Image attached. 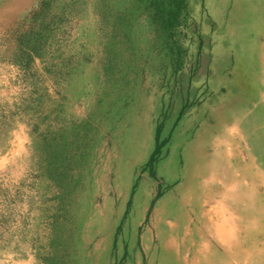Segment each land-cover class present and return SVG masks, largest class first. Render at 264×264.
I'll use <instances>...</instances> for the list:
<instances>
[{"label":"rangeland","instance_id":"1","mask_svg":"<svg viewBox=\"0 0 264 264\" xmlns=\"http://www.w3.org/2000/svg\"><path fill=\"white\" fill-rule=\"evenodd\" d=\"M204 3L202 13L201 0L191 1L205 37L200 66L191 77L197 44L188 36L187 61L175 85L158 50L156 58L144 52L149 38L143 28L127 79L121 80L123 72L119 82L103 78L107 29L99 7L104 0H0V264H49L46 259L53 258L58 264H180L215 254L218 264H264V0ZM48 26L44 60L36 58L29 68L16 64L21 39ZM32 96L42 103V121L31 115L25 116L28 123L9 117ZM185 99L189 106L179 119ZM101 100L106 113H97L98 141L92 142L85 167L76 169L80 178L69 212H57L55 189L37 165L31 125L39 121L43 130L60 126L69 131L97 111ZM163 123L161 139L169 142L152 175L147 165L157 126ZM198 146L218 177L207 184L202 209L192 202L182 208L190 224L173 235L177 221L164 217L163 210L178 205L187 193V158L199 153ZM56 212L63 233L52 247ZM212 217L215 223H228L224 231H235L241 245L216 237ZM206 225L208 238L200 240L198 230Z\"/></svg>","mask_w":264,"mask_h":264},{"label":"trees","instance_id":"2","mask_svg":"<svg viewBox=\"0 0 264 264\" xmlns=\"http://www.w3.org/2000/svg\"><path fill=\"white\" fill-rule=\"evenodd\" d=\"M191 1L104 0L102 7H99L102 26L107 29L103 49L104 56L101 59L103 78L109 82L110 80L119 82L120 78L121 80L127 79L131 70H134L139 49L140 28L148 31L147 50L144 51L147 52V57L156 58V50H158L161 60L167 63L166 66L172 70L169 80L175 78V85L178 84L180 73L184 70L187 61L188 47L185 45V40L190 36L191 44H197L196 60L192 67L193 70H191L193 72L191 77H193L200 66L205 47V37L201 20L198 21L192 13ZM201 2L203 5L201 12L203 13L205 3L204 0ZM50 28L48 26L45 30L37 31L30 37L28 35L23 37L20 41V54L16 56L17 59H14V62L24 68H29L36 58L44 60V51L47 50L50 39ZM46 36L48 37L45 39ZM61 62V65H65L66 60L63 59ZM48 69L50 68L48 67ZM119 72H123V74L117 78ZM102 102L103 100L99 101L97 111L72 125L70 132L60 126L41 129L42 123L40 124L39 121L43 120L44 110L40 109L41 101L33 96L23 99L22 103L16 105L14 112L9 116L11 118L14 115L20 116L21 120L25 119V123H28L25 116L31 115L35 120L40 119L35 125H31L33 131L30 132V135L33 137L36 147L40 174L55 189L54 199L57 203V212L65 210L68 213L67 207L72 205L76 197L78 179L80 178L76 169L85 167L91 144L92 142L96 144L98 141V126L101 121L99 124L96 123L97 113L100 116H104L106 113L105 107L101 105ZM35 106L39 110L34 108ZM188 106V99H185L179 119L183 117ZM51 111V113H59L58 109ZM37 113H40L41 117H37ZM5 117L3 123L7 124L8 116ZM54 119L57 120L58 118L55 117ZM164 127L165 124L163 123L158 125L156 129L155 148L147 165L152 175H155V166L163 148L169 142V138L161 139ZM57 212L53 215V236L49 240L52 247L60 242L59 238L63 233ZM46 260L49 264H58L54 258Z\"/></svg>","mask_w":264,"mask_h":264},{"label":"bare ground","instance_id":"3","mask_svg":"<svg viewBox=\"0 0 264 264\" xmlns=\"http://www.w3.org/2000/svg\"><path fill=\"white\" fill-rule=\"evenodd\" d=\"M240 26V25H239ZM225 29V28H224ZM223 29V30H224ZM241 29V28H240ZM222 30V29H221ZM222 30V31H223ZM225 31V30H224ZM244 32V31H243ZM220 33V32H219ZM260 41H261V39H260ZM264 41V40H263ZM228 42V41H227ZM219 43V42H218ZM223 44V43H222ZM219 45V44H218ZM244 46H245V44H244ZM263 46H264V44H263ZM264 49V48H263ZM244 52V51H243ZM242 57V56H241ZM263 60V59H262ZM239 61H241V59L239 60ZM260 61V60H259ZM230 63V62H229ZM251 63V62H250ZM253 64V63H252ZM244 65V64H243ZM209 66V65H208ZM226 66V65H225ZM231 66H233V65H231ZM240 66H242V65H240ZM227 67V66H226ZM237 68H238V66H236ZM243 67H245V65L243 66ZM231 68V67H230ZM247 69H248V67H246ZM262 68V67H261ZM224 69V68H223ZM223 69H221L222 71H223ZM252 69H254V68H252ZM237 70V69H236ZM239 70V69H238ZM251 70V69H250ZM240 71V70H239ZM207 72V71H206ZM220 72V71H219ZM232 72V71H231ZM253 72V71H252ZM224 73V72H223ZM239 73V72H238ZM241 73V72H240ZM260 73V72H259ZM262 73V72H261ZM235 75V74H234ZM262 75V74H261ZM207 76V75H206ZM261 78V77H260ZM222 79V78H221ZM232 79V78H231ZM254 79V78H253ZM257 79V78H256ZM206 80V79H205ZM208 80V79H207ZM235 80V79H234ZM212 81V80H211ZM223 82V81H222ZM234 83V82H233ZM203 84V83H202ZM208 84H209V82H208ZM216 84V83H215ZM235 84H238V82L237 83H235ZM227 85V84H226ZM233 85V84H232ZM214 86V85H213ZM231 86V85H230ZM240 86V85H239ZM242 86V85H241ZM201 87V86H200ZM203 87V86H202ZM201 87V88H202ZM232 87V86H231ZM220 88V87H219ZM218 88V89H219ZM233 88V87H232ZM235 88V87H234ZM225 89V88H224ZM234 90V89H233ZM218 91H220V90H218ZM245 91V90H244ZM250 91V90H249ZM215 92V91H214ZM222 92V91H221ZM220 92V93H221ZM247 92V91H246ZM245 92V93H246ZM209 93V92H208ZM224 93V92H223ZM218 94V93H217ZM250 94V93H249ZM213 95V94H212ZM252 95V94H251ZM250 95V96H251ZM204 101V100H203ZM196 112V111H195ZM205 112H207V110L205 111ZM198 113V112H197ZM196 114V113H195ZM201 114V113H200ZM226 114H229V112L228 113H226ZM199 115V114H198ZM197 115V116H198ZM202 117V116H201ZM206 118H207V116H206ZM211 118V117H210ZM233 118V117H232ZM202 119H203V117H202ZM211 121V120H210ZM209 121V122H210ZM192 122H193V120H192ZM214 122V121H213ZM213 122H212V124H213ZM223 122V121H222ZM205 123V122H204ZM196 124V123H195ZM224 124V123H223ZM179 126V125H178ZM186 126V125H185ZM194 126V125H193ZM198 127V126H197ZM205 127V126H204ZM188 127H186V129H187ZM182 129V128H181ZM197 129V128H196ZM189 129H187V131H188ZM180 131V130H179ZM191 131V130H190ZM211 132V131H210ZM210 132H208V133H210ZM178 133V132H177ZM184 133V132H183ZM194 133V132H193ZM184 135V134H183ZM178 136V135H177ZM204 136V135H203ZM183 137V136H182ZM153 138V137H152ZM186 138V137H185ZM188 138V137H187ZM186 138V139H187ZM199 138V137H198ZM182 138H180V140H181ZM178 140V139H177ZM190 140V139H189ZM206 140V139H205ZM202 141V140H201ZM207 141V140H206ZM206 141H204V144H205V142ZM179 142V141H178ZM188 142V141H187ZM213 142V141H212ZM180 143V142H179ZM209 143V142H208ZM210 143H211V141H210ZM185 145H186V143H185ZM202 145V144H201ZM200 145V146H201ZM213 145V144H212ZM179 146V145H178ZM182 146V145H181ZM200 146H198V152L199 153H196L195 154V157L194 158H191V157H188L187 158V166H186V170H185V173H184V176H186V185H187V193L184 195V196H182V198H180V202H179V204L178 205H175L174 206V203L172 204V205H170V204H168V205H166L165 206V208H164V210H163V215H164V217H170V218H173V219H175L176 221H177V224H175V225H178V227L176 228V229H174L173 228V231H172V233H173V235L177 232V231H182V230H184L185 229V225L187 224H190L189 223V221L186 219V216H185V213H183L182 212V208H184L188 203H190V202H192V204H194L195 206H197V207H199L200 209H202L203 208V204H202V196H203V194H204V192H205V188L207 187V184L209 183V184H211V183H213V182H215L216 181V177H218L216 174H215V171H214V169L211 167V165L210 164H208V159L206 158V156L204 155V153L202 152V149H200ZM216 146V145H215ZM194 147V146H193ZM214 147V146H213ZM174 148V147H173ZM190 150V149H189ZM209 150V149H208ZM175 151V150H174ZM181 151V150H180ZM254 151V150H253ZM190 152V151H189ZM207 152V151H206ZM250 152V151H249ZM195 153V152H194ZM208 153V152H207ZM252 153V152H251ZM174 154V153H173ZM210 154V153H209ZM211 155H213V154H211ZM255 155V154H254ZM175 156V155H174ZM190 156H193V154H190ZM176 157V156H175ZM178 157V156H177ZM213 157V156H212ZM174 158V157H173ZM179 158H180V155H179ZM211 158V157H210ZM174 160H175V158H174ZM255 161V160H254ZM216 163V162H215ZM240 163V162H239ZM238 163V164H239ZM249 163V162H248ZM243 165V164H242ZM171 166V165H170ZM215 166V165H214ZM237 166H239V165H237ZM240 167V166H239ZM243 167V166H242ZM171 169V168H170ZM184 169V168H183ZM245 170V169H244ZM247 170V169H246ZM260 170V169H259ZM262 170V169H261ZM242 171V170H241ZM250 171V170H249ZM243 172V171H242ZM253 172H254V170H253ZM260 172V171H259ZM228 173H229V171H228ZM248 173V172H247ZM258 173V172H257ZM227 174V173H226ZM182 175V174H181ZM254 175V174H253ZM183 176V175H182ZM226 176V175H225ZM224 176V177H225ZM236 177V176H235ZM244 177V176H243ZM252 177V176H251ZM250 177V178H251ZM208 178H210V179H208ZM237 178V177H236ZM206 179H208V180H206ZM261 179V178H260ZM264 179V178H263ZM209 180H211L210 182H209ZM217 180H219V179H217ZM239 180V179H238ZM248 180V179H247ZM246 180V181H247ZM232 181V180H231ZM231 181H229V182H231ZM233 182V181H232ZM249 182V181H248ZM255 182V181H254ZM251 183H253V182H251ZM257 183V182H256ZM256 183H254V185L256 184ZM130 184H131V182H130ZM216 185V184H215ZM231 185V184H230ZM234 185H236L235 183H234ZM244 185V184H243ZM250 185V184H249ZM226 186V185H225ZM241 186H242V184H241ZM248 186V185H247ZM253 186V185H252ZM257 186V185H256ZM165 187V186H164ZM215 187V186H214ZM208 188V187H207ZM216 188V187H215ZM225 188V187H224ZM228 188V187H227ZM238 188V187H237ZM240 188V187H239ZM252 188L253 187H251V190H252ZM178 189V188H177ZM246 189V191H247V188H245ZM220 190H222V189H220ZM228 190H229V188H228ZM233 190H235V189H232V191ZM239 191V190H238ZM238 191H236V192H238ZM244 191V190H243ZM255 191V190H254ZM122 192V191H121ZM169 192V191H168ZM171 192V191H170ZM175 192V191H174ZM231 192V191H230ZM242 192V191H241ZM240 192V193H241ZM245 192V191H244ZM206 193V192H205ZM252 193V192H251ZM250 193V194H251ZM256 193V192H255ZM174 194V193H173ZM217 194V193H216ZM222 194V193H221ZM229 194H231V193H229ZM248 194H249V192H248ZM235 196H237V195H235ZM250 196V195H249ZM242 197V196H241ZM219 198V197H218ZM250 198H253V197H250ZM234 199V198H233ZM242 199V198H241ZM226 201V200H225ZM239 201V200H238ZM238 201L236 202V203H238ZM247 201V200H246ZM216 203V202H215ZM229 203V202H228ZM241 203V202H240ZM155 204V203H154ZM226 204V203H225ZM232 204V203H231ZM248 204V203H247ZM151 205H152V203H151ZM227 205V204H226ZM193 206V205H192ZM236 206H238L237 204H236ZM245 207H246V205H244ZM132 207V206H131ZM241 207H243V204H242V206ZM192 208H194V206L192 207ZM224 208V207H223ZM226 208V207H225ZM233 208V207H232ZM231 208V209H232ZM248 208V207H247ZM168 209H170V210H168ZM174 209H176L175 211H174ZM177 209H180V211H179V213H178V210ZM199 209V210H200ZM191 210V209H190ZM194 210V209H193ZM192 210V211H193ZM204 210V209H203ZM202 210V211H203ZM247 210V209H246ZM158 211V210H157ZM161 211V210H160ZM191 211V212H192ZM230 211H232V210H230ZM242 211V210H241ZM188 212V211H187ZM194 212H195V210H194ZM233 213H234V210L232 211ZM117 213V212H116ZM157 213V212H156ZM219 213V212H218ZM241 214L242 212H238V214ZM245 213H247V212H245ZM208 214V213H207ZM234 214H236V212L234 213ZM233 214V215H234ZM200 215V214H199ZM199 215H196V217H197V219H198V221H201V219L198 217ZM205 215V214H204ZM250 215V213L248 212V216ZM240 216V215H239ZM160 217H162V216H160ZM189 217V216H188ZM191 217V216H190ZM194 218H195V216H194ZM242 218V217H241ZM156 219V218H155ZM196 219V220H197ZM207 219V218H206ZM243 219V218H242ZM246 219V218H245ZM250 219V218H249ZM219 220V219H218ZM221 220V219H220ZM250 220H252V219H250ZM127 221V220H126ZM141 221V220H140ZM157 221V220H156ZM191 221V220H190ZM210 222H211V224L212 225H210V228L212 229V228H214L215 229V231H216V237H219L220 238V240L221 241H223V243H226V244H233V245H236V246H240L241 245V243L242 242H240L238 239H236V238H234V236H235V231H233L232 232V230H228V232H226V231H224V227L225 226H228V223H226L225 225H223V223H215L214 222V218L212 217V218H210V220H209ZM239 221V220H238ZM244 221V220H243ZM236 222V221H235ZM241 222V221H240ZM249 222V221H248ZM193 223V222H192ZM191 223V224H192ZM204 223H206V222H204ZM246 223V222H245ZM244 223V224H245ZM195 224V223H194ZM234 224V223H233ZM159 225V224H158ZM249 225H250V222H249ZM248 225V226H249ZM251 225H252V223H251ZM169 226V225H168ZM241 226H242V224H241ZM247 226V227H248ZM117 227V226H116ZM171 227H173V226H171ZM240 228V227H239ZM196 229V228H195ZM154 230V229H153ZM191 230V229H190ZM193 231V230H192ZM209 232V227H208V225H206V226H200V228H199V230H198V236L197 237H199V239L200 240H202L203 238H206L207 237V235H205V233L206 232ZM240 231V230H239ZM241 231L242 232H244L243 231V229H241ZM240 231V232H241ZM188 232H190V231H188ZM162 233V232H161ZM182 233V232H181ZM194 233H195V231H194ZM184 234H185V232H184ZM208 234V233H207ZM210 234V233H209ZM237 234V233H236ZM159 235V234H158ZM182 235V234H181ZM190 235V234H189ZM162 236V235H161ZM244 236V235H243ZM191 237V236H190ZM213 237V236H212ZM247 237V236H246ZM128 238V237H127ZM192 238V237H191ZM208 238V237H207ZM214 238V237H213ZM234 238V239H233ZM150 239V238H149ZM148 239V240H149ZM167 239V238H166ZM165 239V240H166ZM180 239V238H179ZM178 239V240H179ZM187 239V238H186ZM194 239V238H193ZM198 239V240H199ZM247 239V238H246ZM107 240V239H106ZM168 240V239H167ZM177 240V241H178ZM196 240V239H195ZM209 240V239H208ZM127 241V240H126ZM125 241V242H126ZM194 241V240H193ZM134 242V241H133ZM132 242V243H133ZM166 242V241H165ZM159 243V242H158ZM182 243V242H181ZM213 243V242H212ZM244 243V242H243ZM195 244V243H194ZM246 244V243H245ZM143 245V244H142ZM168 245V244H167ZM193 245V244H192ZM195 246V245H194ZM208 246V245H207ZM245 246V245H244ZM191 247V246H190ZM224 247V246H223ZM184 248V247H183ZM241 248V247H240ZM251 248V247H250ZM178 249V248H177ZM233 249V248H232ZM238 249H239V247H238ZM191 250V249H190ZM208 250V249H207ZM207 250H206V252H207ZM251 250V249H250ZM250 250H247L246 249V251H250ZM192 251H194V250H192ZM187 252V251H186ZM189 252H191V251H189ZM194 252H196V251H194ZM193 252V253H194ZM226 252V251H225ZM233 252V251H232ZM251 252V251H250ZM211 253V252H210ZM216 253V252H215ZM243 253V252H242ZM185 254V253H184ZM192 254V253H191ZM237 254V253H236ZM216 255V254H215ZM209 256V255H205V256H203L202 257V259H200V261H196V262H194V261H192V259H191V261H189V260H183V262H181L180 264H218L219 263V261H218V257L217 256ZM233 255V254H232ZM247 255H248V253H247ZM148 256V255H147ZM175 256H177V255H175ZM240 256V255H239ZM238 256V257H239ZM221 257V256H220ZM224 257V256H223ZM222 257V258H223ZM230 257V256H229ZM249 257V256H248ZM192 258H194V257H192ZM221 258V259H222ZM182 259V258H181ZM210 259H212V261H210ZM234 259V258H233ZM246 259H247V257H246ZM251 259H252V256H251ZM229 260V259H228ZM241 260V259H240ZM180 261H182V260H180ZM231 261V260H230ZM235 261V260H234ZM245 261V260H244ZM244 261H243V263H244ZM221 263H222V261H220ZM235 262H238L237 260L235 261ZM234 262V263H235ZM248 263V262H247ZM251 263H253V262H251ZM225 264V263H224ZM231 264H232V262H231Z\"/></svg>","mask_w":264,"mask_h":264}]
</instances>
